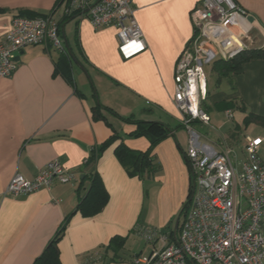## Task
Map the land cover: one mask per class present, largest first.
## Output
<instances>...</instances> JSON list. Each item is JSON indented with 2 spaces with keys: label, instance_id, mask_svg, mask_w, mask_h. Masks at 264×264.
Wrapping results in <instances>:
<instances>
[{
  "label": "crops",
  "instance_id": "crops-1",
  "mask_svg": "<svg viewBox=\"0 0 264 264\" xmlns=\"http://www.w3.org/2000/svg\"><path fill=\"white\" fill-rule=\"evenodd\" d=\"M234 1L256 19L251 50H264V0ZM200 2L132 0L147 49L129 60L119 51L117 28L96 30L85 16L68 19L62 29L64 46L66 38L92 81L90 85L86 74L74 66V82L84 97L55 73L58 53L44 46L26 47L13 75L0 76V264H34L69 215L66 232L58 242L62 264H132L143 254L141 248L133 251L131 246L133 239L141 238L140 228H174L192 189L186 159L188 139L178 133L185 128L173 103L175 65L193 37L190 15ZM64 3L0 0V41L11 30L14 18L22 14L54 15L57 21L63 20ZM218 61L208 66V74L203 76L207 90L203 107L211 116L210 125L218 117L215 112L224 113L225 118L232 113L234 120L228 119V126L215 141L206 143L235 150L241 157L246 137L264 139V123L247 121L250 115L264 119V58L251 59L239 72L224 76ZM97 104L115 115L101 110V117L96 116L93 108ZM236 111L243 114L241 121H235ZM121 118L160 122L171 130L151 152L161 168L153 179L129 175L118 160L115 148L119 141L138 152L150 148L146 137H132L136 125ZM251 126L262 127L263 134L249 133ZM114 135L121 139L99 154L95 166L109 201L98 215L83 217L76 212V205L79 193L84 195L89 186L86 180L78 191L84 164L94 148ZM259 155L264 163V140ZM54 159L75 173L76 179L30 195L6 194L14 176L33 180ZM114 237L123 241V248L116 253L108 249Z\"/></svg>",
  "mask_w": 264,
  "mask_h": 264
},
{
  "label": "built area",
  "instance_id": "built-area-1",
  "mask_svg": "<svg viewBox=\"0 0 264 264\" xmlns=\"http://www.w3.org/2000/svg\"><path fill=\"white\" fill-rule=\"evenodd\" d=\"M64 2L65 17L85 16L96 30L117 28L119 51L125 60L147 49L132 0ZM190 16L194 34L175 65L173 102L189 135L190 199L176 234L173 229H139V236L153 247L147 256H136L132 264H264V163L259 155L264 139L246 137L240 157L235 150L203 142L202 135L191 127L195 122L211 123L203 107L205 68L251 50L258 25L234 0H202ZM28 46L64 50L60 21L54 15L14 18L0 42L1 77L13 75L20 52ZM227 118L233 119V114L228 112ZM64 168L54 159L33 180L16 175L6 194L30 195L75 180V173ZM159 241L161 246H157Z\"/></svg>",
  "mask_w": 264,
  "mask_h": 264
},
{
  "label": "trees",
  "instance_id": "trees-1",
  "mask_svg": "<svg viewBox=\"0 0 264 264\" xmlns=\"http://www.w3.org/2000/svg\"><path fill=\"white\" fill-rule=\"evenodd\" d=\"M65 1V0H62ZM0 8V12H1ZM18 17H29V18H36L40 16L34 15H20ZM46 17V16H42ZM76 16L65 17L63 20H60V33L62 34V29L64 23L68 19H72ZM63 36V35H62ZM48 51H55L58 53V57L55 60V73L61 74L66 82L76 88L75 78L73 68L76 66L75 60L80 62L79 59L76 57L75 53L72 51L69 53L68 49L64 48V50H56L52 46H48L46 48ZM255 58H264V50H248L240 54L239 56L235 57L231 60H219L216 64L219 66L220 75H229L230 73H237L241 70L244 63L251 59ZM77 67V66H76ZM76 92L79 96L84 97L83 94L80 93L79 90L76 88ZM101 110H107L115 115V111L105 108L99 104L95 105L93 108V113L101 117ZM123 121L135 124L137 128L131 134L132 137L139 138V137H146L150 142V148L143 152V151H136L128 148L125 143L119 141L120 143L115 148V154L120 161V163L126 168L127 172L131 176H137L142 180H150L153 179L160 172V166L156 163V157L151 152H153L154 148L166 139L170 134L171 130L168 128L167 125L160 123V122H143V121H133L132 119H123ZM248 124L251 121H259L260 124L264 123V119L257 117V116H249L247 119ZM183 127V125L181 126ZM121 138L118 135H114L109 140L105 141L101 146L98 148H94L89 158L86 160L83 167V175L84 178L80 181L79 190L84 188V182L89 180V186L86 188V192L84 195L79 193L77 205H76V212H79L83 215V217H93L98 215L103 211L109 201V193L104 185L102 178L100 177L99 173L96 171L95 166L97 165L99 154H102L103 151L114 145L116 141L120 140ZM190 199V196L188 200ZM188 200H186L185 204L183 205V210L178 215L179 218L182 217L184 214V209L188 204ZM71 215L66 217L65 221L62 225L57 229L56 234L54 237L47 243L46 248L44 249L43 253L39 255V257L35 260L34 264H62L60 260V250H59V243L62 237L64 236L67 226L69 224ZM169 230H172L169 229ZM173 231V230H172ZM117 237H114L110 240V245L108 247L109 250H113L118 252L123 248V241H117Z\"/></svg>",
  "mask_w": 264,
  "mask_h": 264
},
{
  "label": "rangeland",
  "instance_id": "rangeland-1",
  "mask_svg": "<svg viewBox=\"0 0 264 264\" xmlns=\"http://www.w3.org/2000/svg\"><path fill=\"white\" fill-rule=\"evenodd\" d=\"M1 42V41H0ZM208 69L209 67H206L205 68V74H208ZM76 70V69H75ZM78 74H83L81 73L79 70L76 71ZM84 76V74H83ZM209 76V75H208ZM87 78V82H89L90 85H92V81L91 79L88 77V76H84ZM211 81V80H209ZM212 83V82H210ZM214 83V81H213ZM215 116H218V117H215L213 118V121H212V124L210 126H204L203 124L202 125H199L197 126V124H193L191 127L194 128V130H196L197 132H199V135L201 134L202 135V141L203 142H213L215 141L216 137H218L220 135V132H222V130L227 127L228 125V118H225V114L224 113H221V112H215L214 113ZM243 117V114L240 113L239 111H236L235 113V121H241ZM234 119H232L233 121ZM249 133L251 134H256V135H262V127L260 128H256L255 126H251L249 128ZM179 135L180 137L182 136L184 140H187L188 139V132L185 130V129H179ZM187 138V139H186ZM148 181V180H147ZM183 210V207L181 209V211ZM180 211V212H181ZM180 212H178V215L180 214ZM178 216L175 218V220H177ZM174 220V222H175ZM180 223H181V218H180ZM161 231H166V230H161ZM135 240L134 244L133 242H131V246H132V249L133 251L134 250H139V248L142 249V252H143V255L147 256L151 251L153 245L152 243H149V242H146L145 240H143L142 238H135L133 239ZM162 243L159 241L157 243V246H161Z\"/></svg>",
  "mask_w": 264,
  "mask_h": 264
},
{
  "label": "water",
  "instance_id": "water-1",
  "mask_svg": "<svg viewBox=\"0 0 264 264\" xmlns=\"http://www.w3.org/2000/svg\"><path fill=\"white\" fill-rule=\"evenodd\" d=\"M64 39H65V46L68 49L69 53H71L72 51H71L69 45H67L68 42H67L66 38H64ZM74 62L76 64V66H78L80 68V70H82L90 78V76L88 75V72L85 70V68L78 61L75 60ZM179 223H180V218L178 216V218H177V220L175 222V225H173L174 226V228H173V233L174 234H176L178 229H179V226H178Z\"/></svg>",
  "mask_w": 264,
  "mask_h": 264
}]
</instances>
